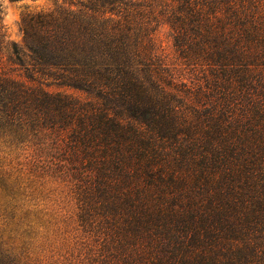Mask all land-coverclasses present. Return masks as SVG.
<instances>
[{
	"label": "trees",
	"instance_id": "obj_1",
	"mask_svg": "<svg viewBox=\"0 0 264 264\" xmlns=\"http://www.w3.org/2000/svg\"><path fill=\"white\" fill-rule=\"evenodd\" d=\"M87 1L0 73V264H264V0Z\"/></svg>",
	"mask_w": 264,
	"mask_h": 264
},
{
	"label": "rangeland",
	"instance_id": "obj_2",
	"mask_svg": "<svg viewBox=\"0 0 264 264\" xmlns=\"http://www.w3.org/2000/svg\"><path fill=\"white\" fill-rule=\"evenodd\" d=\"M88 5L87 0H0L1 23L5 29V43L0 46V73L19 81H27L26 73L17 65L12 55L13 46L20 51L25 50V42L21 32L23 21L28 16L47 13H61L76 11ZM155 27V26H154ZM153 40L158 50L171 62L175 60L170 31L164 24L156 26L152 33ZM39 83L38 80L32 82ZM50 91H63L68 94L85 99V95L75 90L66 88L48 87Z\"/></svg>",
	"mask_w": 264,
	"mask_h": 264
}]
</instances>
